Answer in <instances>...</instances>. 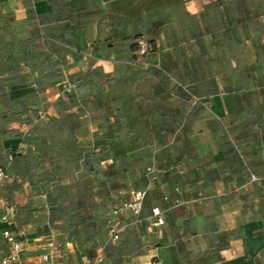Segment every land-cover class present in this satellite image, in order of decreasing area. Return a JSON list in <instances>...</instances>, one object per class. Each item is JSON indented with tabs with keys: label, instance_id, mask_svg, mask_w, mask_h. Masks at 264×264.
<instances>
[{
	"label": "crops",
	"instance_id": "crops-1",
	"mask_svg": "<svg viewBox=\"0 0 264 264\" xmlns=\"http://www.w3.org/2000/svg\"><path fill=\"white\" fill-rule=\"evenodd\" d=\"M1 165L0 259L264 264V0H0Z\"/></svg>",
	"mask_w": 264,
	"mask_h": 264
},
{
	"label": "built area",
	"instance_id": "built-area-1",
	"mask_svg": "<svg viewBox=\"0 0 264 264\" xmlns=\"http://www.w3.org/2000/svg\"><path fill=\"white\" fill-rule=\"evenodd\" d=\"M150 50L149 43L145 40L137 41V54L145 55ZM70 84H65L63 89L65 91L71 90ZM157 168L154 166H147L144 170V177L147 179L149 184L157 178ZM9 177L7 168L3 165L0 166V186L3 185ZM254 179V178H253ZM148 195V188L134 189L130 192L129 197L122 201L121 204L113 208V214H119L120 212L130 213L132 216V222H140L142 220L141 212L144 207L145 199ZM150 226L152 229L160 227L165 223L164 210L158 206L153 205L150 208ZM1 222L5 225L2 231L3 237L10 244V252L0 259V264H28L25 260H22L19 256L21 251V241L18 236L11 232L8 227L13 223V216L9 207H5V213L1 216ZM125 225L117 220H110L107 227L108 240L110 242H118L120 240L121 233L123 232ZM104 250H100L92 257L83 258L79 264H103L105 261ZM54 254H44L43 260L46 264H53ZM111 264H118L117 261H112ZM155 264H160L156 261Z\"/></svg>",
	"mask_w": 264,
	"mask_h": 264
},
{
	"label": "rangeland",
	"instance_id": "rangeland-1",
	"mask_svg": "<svg viewBox=\"0 0 264 264\" xmlns=\"http://www.w3.org/2000/svg\"><path fill=\"white\" fill-rule=\"evenodd\" d=\"M100 246L106 247V249H109L110 251L116 250V243H110V242H100ZM102 250V249H101ZM104 250V249H103ZM100 251V250H99ZM98 251V252H99ZM97 253V252H96Z\"/></svg>",
	"mask_w": 264,
	"mask_h": 264
},
{
	"label": "trees",
	"instance_id": "trees-1",
	"mask_svg": "<svg viewBox=\"0 0 264 264\" xmlns=\"http://www.w3.org/2000/svg\"><path fill=\"white\" fill-rule=\"evenodd\" d=\"M134 46H135V50H136V53H137V43Z\"/></svg>",
	"mask_w": 264,
	"mask_h": 264
}]
</instances>
